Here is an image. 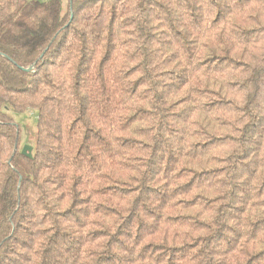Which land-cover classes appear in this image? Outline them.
<instances>
[{
  "label": "trees",
  "instance_id": "obj_1",
  "mask_svg": "<svg viewBox=\"0 0 264 264\" xmlns=\"http://www.w3.org/2000/svg\"><path fill=\"white\" fill-rule=\"evenodd\" d=\"M0 264H264V0H0Z\"/></svg>",
  "mask_w": 264,
  "mask_h": 264
},
{
  "label": "rangeland",
  "instance_id": "obj_2",
  "mask_svg": "<svg viewBox=\"0 0 264 264\" xmlns=\"http://www.w3.org/2000/svg\"><path fill=\"white\" fill-rule=\"evenodd\" d=\"M14 119L20 126L22 143H29L36 125V117L33 110H28L23 113H15Z\"/></svg>",
  "mask_w": 264,
  "mask_h": 264
},
{
  "label": "water",
  "instance_id": "obj_3",
  "mask_svg": "<svg viewBox=\"0 0 264 264\" xmlns=\"http://www.w3.org/2000/svg\"><path fill=\"white\" fill-rule=\"evenodd\" d=\"M31 150L32 148L28 145H24L22 150H21V154L25 155L27 157H31Z\"/></svg>",
  "mask_w": 264,
  "mask_h": 264
}]
</instances>
